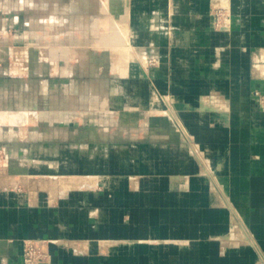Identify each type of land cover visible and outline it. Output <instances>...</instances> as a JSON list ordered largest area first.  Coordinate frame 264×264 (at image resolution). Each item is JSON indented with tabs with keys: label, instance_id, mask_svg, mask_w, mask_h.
Listing matches in <instances>:
<instances>
[{
	"label": "crops",
	"instance_id": "0c3cea01",
	"mask_svg": "<svg viewBox=\"0 0 264 264\" xmlns=\"http://www.w3.org/2000/svg\"><path fill=\"white\" fill-rule=\"evenodd\" d=\"M180 12L185 14L184 8ZM143 13L144 8L127 10L124 0H0V264L21 259L24 239L51 235V228L64 229L79 216L84 222L95 220L88 207L99 201V189L104 196L116 191L118 200L140 206L146 203L145 186L139 180L143 176L151 175L159 193L178 186L190 191L194 174L201 177L208 172L206 165L201 167L204 155L189 142L200 133H191L187 122L201 131L210 127L214 106L192 110L186 102L193 96L197 103L217 81L205 78L199 56L186 54L192 43L187 34L181 58H172L174 86L162 91L171 93L177 115L148 111L154 87L160 92L162 68L151 72L153 80L148 78L140 62L145 34L136 40V48L131 45L130 29L145 30ZM194 22L201 25L199 19ZM167 39L172 42L171 35L164 42ZM224 39L230 37L225 34L214 43ZM236 52L230 51L233 60L238 58ZM189 61L197 67L193 74ZM245 66L249 74V59ZM234 70H239L235 64ZM254 86L263 90L264 81ZM256 131L264 141V128ZM258 158L254 173L264 175V147ZM220 181L226 182L235 204H247L246 176ZM254 183L264 188L262 180ZM92 226L96 235L97 225ZM102 227L106 231V223ZM169 229L168 237H160L166 239L164 249L152 244L159 238H136L133 243L148 244L153 254L176 252L171 262L183 264L188 248L174 250L178 229ZM117 244L103 233L97 249L108 251ZM70 246L91 264L107 262V256L94 255L96 247L89 239L71 241Z\"/></svg>",
	"mask_w": 264,
	"mask_h": 264
},
{
	"label": "rangeland",
	"instance_id": "374dc122",
	"mask_svg": "<svg viewBox=\"0 0 264 264\" xmlns=\"http://www.w3.org/2000/svg\"><path fill=\"white\" fill-rule=\"evenodd\" d=\"M124 5L129 11L144 8L143 35L147 42L141 62L152 80L151 72L162 68V80L158 83L160 92L174 86L172 58H181L184 48L181 42L187 34L192 43L187 45L186 54L194 59L199 56L198 63L204 66L205 78L217 81V86L205 94L215 96L211 102L214 107L210 111V127L201 131L195 123L187 122L191 133H200L189 142L199 146L200 152L195 148L196 153L204 155L201 167L206 165L208 172L201 177L194 174L190 191L178 186L176 190L160 189L159 193L153 189L156 184L151 181L150 174L140 179L139 175L134 176L145 186L146 203L140 206L118 200L116 191L111 190L104 196L99 189V201L88 207L94 211L95 220L84 222L79 216L64 229L58 225L51 228V235L38 240L24 239L21 259L11 264H61L67 260L73 264H91L87 256L77 255L70 246L71 241L84 239H89L96 247L94 255L107 256L104 264H174L171 259L178 253L153 254L148 244L133 243L136 238H159L152 240V244L164 249L166 239L160 237L169 236L170 226L178 229L175 235L179 238L172 244L174 250L181 246L188 248L183 264H264V188L254 183L264 182V175L255 174L253 168L264 147V141L256 133L264 128V91L254 86L264 81V0H124ZM183 8L185 14L180 12ZM197 19L201 21L199 27L194 22ZM115 24L112 23L113 28ZM227 24L233 27L231 32L225 33L222 28H227ZM171 34L172 42L169 39L164 42L163 39ZM225 34L232 40L214 43L215 38ZM260 39L263 42L259 43ZM231 49L238 50L239 58L230 57ZM247 50L248 85L242 56ZM260 53L263 60L258 61L256 57ZM189 62L193 74L197 67ZM234 64L240 70H234ZM178 85L175 83L176 89ZM149 102L146 107L151 111ZM244 168L248 172L244 173ZM240 175L246 176L249 184L244 206L233 202L226 182L220 181L222 177ZM126 190L132 191L131 183ZM102 215L107 219L103 220ZM103 223L107 225L106 231ZM93 224L97 225L96 235H92ZM103 233L118 243L108 251L97 249Z\"/></svg>",
	"mask_w": 264,
	"mask_h": 264
},
{
	"label": "bare ground",
	"instance_id": "6f19581e",
	"mask_svg": "<svg viewBox=\"0 0 264 264\" xmlns=\"http://www.w3.org/2000/svg\"><path fill=\"white\" fill-rule=\"evenodd\" d=\"M115 10V9H114ZM116 12V11H115ZM122 15V14H121ZM135 17V16H134ZM119 19V18H118ZM122 20V19H121ZM133 20H137V18H133ZM131 21V20H130ZM139 21V20H138ZM134 22V21H133ZM133 22H132V25H133ZM122 23V22H121ZM125 23V22H124ZM229 24V22H228ZM227 24V25H228ZM135 25V24H134ZM232 25H228L227 28H222L223 29V32L227 33V32H231V29H232ZM134 30H132V28L130 29L132 31V34H131V38L133 39L132 41V47L133 48H136L135 47V42L136 40H139L141 37H142V34H143V31L144 29H138V28H133ZM128 32V31H127ZM231 34V33H230ZM127 35V34H126ZM172 36V34H171ZM129 38V39H131ZM143 39V38H142ZM264 39V37H263ZM230 40L231 37H230ZM262 40V39H261ZM129 41V40H128ZM227 41V40H225ZM263 42V40H262ZM131 47V48H132ZM231 48H234L231 46ZM234 52V51H237V49H231V52ZM236 52V53H237ZM239 54V53H238ZM241 55V54H240ZM244 60L247 62V60L249 59V56H248V53L245 52L242 54ZM239 58V57H238ZM262 59V56H258L257 57V60L260 61ZM142 62L144 61L141 60ZM140 61V62H141ZM143 65V64H142ZM145 66V65H144ZM238 67V66H237ZM144 69H146L145 67H143ZM240 70V69H239ZM244 71L246 72V78H248V70L246 68V66L244 67ZM236 75V73L234 74ZM233 78V77H232ZM242 81V80H241ZM241 83V82H240ZM235 88V87H234ZM263 90H264V87H263ZM153 104H152V110L154 111V113H157V114H163L165 116H170L172 118H175V116L177 115V113H174V111H176V108L173 109V106H174V98L171 96V93L167 95L165 94H162V92H159L155 87L153 89ZM215 99V97H211V96H207V95H202L200 96L199 98V101L197 103H195V97L191 96L190 98V103L189 102H186V106H187V109H192V110H199V109H202V110H205L204 108H206L208 105H211V102H213V100ZM174 100V101H172ZM200 102V107L199 106V103ZM203 105V107H202ZM185 131L186 128H185ZM195 148L198 149V146L197 147H193L194 150H196ZM84 178V176H82ZM76 178V177H75ZM80 178V177H79ZM81 179V178H80ZM81 181V180H80ZM55 200V199H54ZM99 244V243H98ZM90 248V247H89ZM93 248V247H92ZM245 248V247H244Z\"/></svg>",
	"mask_w": 264,
	"mask_h": 264
}]
</instances>
